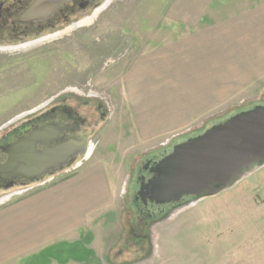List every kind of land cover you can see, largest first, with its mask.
<instances>
[{
    "label": "rangeland",
    "instance_id": "obj_1",
    "mask_svg": "<svg viewBox=\"0 0 264 264\" xmlns=\"http://www.w3.org/2000/svg\"><path fill=\"white\" fill-rule=\"evenodd\" d=\"M263 1L101 0L95 10L60 27L0 42V136L26 117L65 104L84 119L90 141L73 165L26 188L0 190V205L55 184L67 193L73 187L66 188V180L94 161L107 169L113 188L109 204L97 211L89 209L94 201L61 202L57 231L50 235L43 229L39 236L45 238L34 247L0 257V264H264V163L217 195L188 198L144 223L137 222L132 201L146 158L169 153L238 112L264 106L263 63L245 84L224 81L219 102L202 108L201 89L209 80L196 78L211 68L189 61L182 94L190 107L186 111L196 110L181 126L162 132L152 112L139 111L135 65L180 48L194 56L196 48L188 42L209 41L213 34V27L203 25ZM174 71L167 72V80H175ZM171 84L180 86L176 80ZM85 209L84 224L63 229Z\"/></svg>",
    "mask_w": 264,
    "mask_h": 264
},
{
    "label": "crops",
    "instance_id": "obj_2",
    "mask_svg": "<svg viewBox=\"0 0 264 264\" xmlns=\"http://www.w3.org/2000/svg\"><path fill=\"white\" fill-rule=\"evenodd\" d=\"M202 27H213V34L209 41L188 42L189 46L196 48L194 56H188L187 49L180 48L178 53H172L168 57L164 55L157 60L143 57L142 61L135 65L138 76L134 92L138 98L140 97L139 111L152 112L154 125L162 132L172 125L181 126L196 110L191 108L190 112L186 111L185 108L190 107L186 105L185 94H182V83L188 79L184 67L189 61L195 60L202 67L204 65L206 68H211V72L202 71V75L196 78V80H209L201 89L202 108L219 102L222 92L219 90L220 86L227 87L224 81L235 86L236 81L245 84L253 78L254 72L258 71L257 68L264 64V1ZM186 44L180 45L184 47ZM232 65L234 67H231ZM159 68L162 70L160 74ZM172 69L175 70V80L180 85L178 88L177 85L172 88L171 82L175 80H167L165 76ZM225 69L232 73H226ZM145 80L157 81L150 84ZM165 84L167 86L164 87ZM233 85L231 87H234ZM150 95L154 97L151 102L148 99ZM148 107L154 111L151 108L148 110ZM66 181H68L66 188L73 187L71 191H66L67 193L58 191V184H55L25 193L12 202L0 205V254L5 253L0 257L7 258L34 247L38 239L45 238L43 235L39 236L43 229L51 231L50 235L56 232L59 222L58 208L61 202H69L74 206L77 201L83 200L86 205L94 201V205L89 206V209L97 211L107 206L113 195L107 169L99 161L90 163ZM86 221L85 209L80 211L78 221L75 215L66 220L63 229L75 230L76 225L79 227ZM29 234L31 237H28ZM28 239L30 242L27 243ZM13 247L16 249L10 250Z\"/></svg>",
    "mask_w": 264,
    "mask_h": 264
},
{
    "label": "water",
    "instance_id": "obj_3",
    "mask_svg": "<svg viewBox=\"0 0 264 264\" xmlns=\"http://www.w3.org/2000/svg\"><path fill=\"white\" fill-rule=\"evenodd\" d=\"M62 0H39L45 4L42 14L49 15ZM39 12V11H38ZM37 12V13H38ZM63 129L52 126L34 130L8 151L0 165V176L17 172L30 183L38 181L50 169L62 168L68 158L85 156L87 140H67L34 152L33 147L56 139ZM264 163V106L241 111L207 129L201 135L174 145L158 160L149 181V199L157 204L177 202L182 196L212 197L232 187ZM143 189H140L141 194Z\"/></svg>",
    "mask_w": 264,
    "mask_h": 264
},
{
    "label": "flooded vegetation",
    "instance_id": "obj_4",
    "mask_svg": "<svg viewBox=\"0 0 264 264\" xmlns=\"http://www.w3.org/2000/svg\"><path fill=\"white\" fill-rule=\"evenodd\" d=\"M38 1L39 0H0V42L11 39H23L28 34H38L44 29L60 27L87 11L92 9L95 10L101 3V0H62L61 3L47 15L44 13L42 14L45 4H42V6L39 5L40 8L35 11L33 6ZM48 126L63 130L59 132L56 139H52V141L48 142L46 145L40 143L36 144L33 147L34 152L51 149L70 139L78 141H82L83 139L87 140L88 149L90 141L85 133L87 126H85L84 119H82V117L70 106L58 104L32 117H26L18 125L12 127L11 130L0 136V165H3L7 161L8 151L14 145L27 138L30 132L41 130ZM167 154L168 153H162L146 158L137 171L132 201L136 208L135 213L137 215V222L139 223H144L154 218L158 213L165 211L170 206L183 203L188 198L192 197L190 195H185L177 202L165 204H157L149 199L147 186L154 176L152 169L155 163ZM73 158L74 161L72 163L69 162L72 158H68L61 169L73 165L79 158L81 159L82 156L76 155ZM61 169H50L44 176L54 174L61 171ZM44 176L38 178L41 179ZM29 184H31L29 180L24 178L21 173L12 172L3 177L0 176V190L2 191L27 187ZM140 189H143L141 194H139Z\"/></svg>",
    "mask_w": 264,
    "mask_h": 264
},
{
    "label": "built area",
    "instance_id": "obj_5",
    "mask_svg": "<svg viewBox=\"0 0 264 264\" xmlns=\"http://www.w3.org/2000/svg\"><path fill=\"white\" fill-rule=\"evenodd\" d=\"M23 190H25V189H23ZM23 192V191H22Z\"/></svg>",
    "mask_w": 264,
    "mask_h": 264
}]
</instances>
